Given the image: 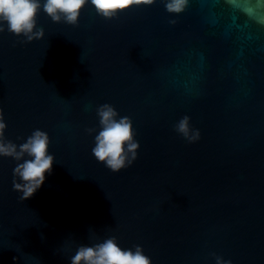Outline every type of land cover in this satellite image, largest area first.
<instances>
[{"label":"water","instance_id":"water-1","mask_svg":"<svg viewBox=\"0 0 264 264\" xmlns=\"http://www.w3.org/2000/svg\"><path fill=\"white\" fill-rule=\"evenodd\" d=\"M37 28L25 43L0 33V109L7 140L45 131L55 161L21 201L18 162L0 157V264H71L110 236L152 264H264V0H189L178 15L155 0L111 20L89 2L75 26L41 7ZM105 103L140 145L119 172L92 153ZM185 115L194 143L175 131Z\"/></svg>","mask_w":264,"mask_h":264},{"label":"clouds","instance_id":"clouds-1","mask_svg":"<svg viewBox=\"0 0 264 264\" xmlns=\"http://www.w3.org/2000/svg\"><path fill=\"white\" fill-rule=\"evenodd\" d=\"M90 2L96 13L106 20L116 18L121 12L132 7L150 6L155 0H0V33L7 31L17 37L23 36L21 43L42 39L43 28H37V16L41 7L55 23L77 25L83 8ZM166 11L180 14L185 11L189 0H163ZM175 25L176 20H170ZM100 130L94 137L92 153L97 161L103 163L112 172L129 167L137 159L140 147L135 139L136 132L130 117H120L111 104H102L96 109ZM190 117L183 116L175 125V131L189 143L200 139V131L190 125ZM3 110L0 109V157H11L17 161L13 170L14 190L21 193V201L31 198L43 185L46 173L50 174L55 156L49 154L50 138L45 131L36 129L26 142L19 146L7 140L4 133ZM88 134L95 128L86 130ZM25 157H28L25 159ZM23 162H20L22 161ZM95 239V237H92ZM215 256L216 264H231L221 256ZM71 264H152L140 245L133 249L122 248L117 237L110 236L91 246L80 245L71 257Z\"/></svg>","mask_w":264,"mask_h":264}]
</instances>
